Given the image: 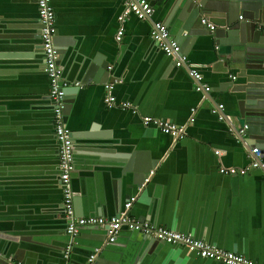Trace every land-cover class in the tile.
<instances>
[{
    "label": "crops",
    "instance_id": "obj_1",
    "mask_svg": "<svg viewBox=\"0 0 264 264\" xmlns=\"http://www.w3.org/2000/svg\"><path fill=\"white\" fill-rule=\"evenodd\" d=\"M150 1L155 8L150 20L131 16L122 25L119 16L124 7L119 0H52L57 37L78 48L62 67L70 87H79L67 127L73 138L94 134L92 140L74 139L75 149L105 148L120 161L93 157L85 162L84 168L93 172L83 175H96L91 178L96 181L91 182L92 195L99 202L96 215H121L136 197L129 211L132 218L192 235L264 264V172L252 171L244 177L220 172L222 167H247L252 151L260 147L241 141L237 134L241 129L239 101L246 96L237 91L264 88V71H248L247 77L240 70L217 73L220 68L214 67L221 45L215 34L200 37L188 53L182 51L186 69L171 67L173 59L154 45L151 32L153 24L164 23L176 40V31L167 24L174 0ZM209 21L218 26L216 20ZM122 28L124 35L119 39ZM39 31L37 0H0V248H9L3 257L10 263L60 264L67 244L61 228L67 217L51 122L50 80L40 52L29 44L40 36ZM106 65L107 72L98 76ZM193 69L212 87L211 93L196 91L190 76ZM113 81L118 107L105 102V86ZM125 103L133 110L123 109ZM219 105L225 106V121L212 113ZM146 118L185 127L186 136L176 140L154 126L147 127ZM79 159L75 152V160ZM127 160L132 172L123 175ZM153 167L139 185L135 173ZM113 171L114 180L107 176ZM80 183L86 195V180L81 178ZM77 213V218H86L91 212L86 206L85 216ZM80 231L84 234L70 253L75 264L85 262L96 245H104L97 254L111 246L105 264H137L143 244L133 232L123 230L117 242L108 245L105 229ZM151 257L146 264H219L167 244L158 245ZM145 259L138 264H145Z\"/></svg>",
    "mask_w": 264,
    "mask_h": 264
},
{
    "label": "water",
    "instance_id": "obj_2",
    "mask_svg": "<svg viewBox=\"0 0 264 264\" xmlns=\"http://www.w3.org/2000/svg\"><path fill=\"white\" fill-rule=\"evenodd\" d=\"M169 1V0H166ZM204 20L210 22L209 20H216L218 29L214 32H210L208 25H204ZM168 26L174 29L176 32L174 35L176 36V40L178 43L182 45V51L189 52L191 46L200 38L208 35L215 34L217 43L221 45L220 50L217 54V62L215 63L216 69L220 70L217 73L221 75L230 74L231 70H240L243 75H246L248 71H264V0H174L173 6L171 10V14L167 21ZM11 28V27H10ZM41 34V25L40 31ZM58 36V35H57ZM56 36V46L59 47L60 51V65L63 63L65 67L68 61L64 64L65 60L70 58V54L77 52L78 48H75L73 42L67 41L65 39H60ZM22 40V38H19ZM33 40V41H32ZM155 43V42H153ZM20 44H24L21 41ZM34 49L40 52L41 59H43V64L46 68L45 54L42 47L41 35L35 36L29 42ZM156 45V43L154 44ZM39 48V49H38ZM158 48V46H157ZM159 49V48H158ZM6 56V55H5ZM180 57H175L171 64L176 70L178 69H186V65L182 67H177V61H179ZM65 59V60H64ZM2 60V58L0 59ZM64 61V62H63ZM97 62V61H96ZM95 66L91 67V71H94ZM105 70L107 72L108 66H101V71L97 74L98 76ZM3 71H0L2 74ZM94 74L93 72H91ZM96 75V74H95ZM114 83V81L112 82ZM79 90V87H69L66 89V109H65V123L67 124L68 116L72 110L74 104V96ZM237 94H245V98L239 101L240 108V117L239 124L240 130H238L237 134L241 141L251 142L254 146H260L259 149L264 153V88H259L258 90L253 89L252 87L245 88L237 91ZM50 111H51V122L53 128V134L55 136L56 142L58 144V154H60L59 143L56 137V124H55V113H54V105L50 98ZM87 135H74V139H86L92 140L94 139L93 133H86ZM246 138V139H244ZM99 144V143H98ZM102 144H110V143H102ZM95 145V144H94ZM75 152L82 157V159L76 160V172L72 177V185L74 191V203L76 208V213L83 217L85 216V207L89 208L90 214L88 217H97L96 214H100L99 208L96 205L99 203L98 198L92 195L91 182L95 179H91L96 175L86 177L83 173L93 172L90 169H85L84 166L86 161L93 160V157H99L102 161L110 162V163H119V158L113 155L111 151H107L105 148L103 149H87L86 151H82L81 149L76 150ZM112 154L113 156H111ZM92 156V157H88ZM115 157V158H114ZM128 160L126 161V165L123 167V175H126L129 172H132V163L130 166L128 165ZM98 167V166H96ZM110 169H117V167H110ZM154 167L151 169L139 168L138 178L140 181L137 182L139 185H142L145 181V176ZM113 174L107 173L109 177L113 179L115 171ZM62 172L60 173V176ZM98 179L101 178V175H97ZM104 176V175H102ZM144 176V177H143ZM84 178L86 180L85 189L86 195L80 188V179ZM97 178V177H96ZM117 179V178H116ZM114 180V179H113ZM61 184V179H60ZM96 182V181H95ZM136 184V183H135ZM103 203V202H102ZM63 211L66 215V209L64 204ZM95 210V211H94ZM64 225L61 228L62 231H65L67 237V244L64 246V252L62 253L63 260H60V264H75L74 258L70 255L68 258L66 257L68 248L72 245L75 248L78 245V239L80 235L84 234L83 231L79 230L78 236L73 237L68 234V228L70 221L64 219ZM92 231L98 230V227H90ZM135 236L133 237H141L143 244L141 246V250H139L136 258V262L142 263L143 259L147 255L152 256L155 253V248L162 244L156 240H149L146 235L133 232ZM105 241L107 240L108 245V232L105 230ZM18 241H27L21 238H18ZM101 244H103L104 238L100 239ZM15 242H17V238H15ZM163 245V244H162ZM104 246V245H103ZM102 245H96L90 251L85 262H80V264H105V254L111 251V246L105 248V251L97 254V249L102 250ZM0 264H11L8 259L3 257L4 255L9 254V248H0ZM74 251V250H72ZM92 257H95L92 260ZM145 259L143 262L150 263L151 258ZM8 258V257H7ZM15 260H19L18 257L14 256Z\"/></svg>",
    "mask_w": 264,
    "mask_h": 264
},
{
    "label": "built area",
    "instance_id": "obj_3",
    "mask_svg": "<svg viewBox=\"0 0 264 264\" xmlns=\"http://www.w3.org/2000/svg\"><path fill=\"white\" fill-rule=\"evenodd\" d=\"M123 3L124 10L119 16V22L123 25L124 22L131 16L137 17L141 21L150 20L154 13L155 8L150 0H119ZM38 15L41 25V40L42 47L45 54L46 73L50 80V98L54 105L55 124H56V137L60 149V166L62 175L61 186L64 194V206L66 209V217L70 221L68 234L76 237L79 230L84 227H98L105 229L108 232L109 244H115L123 230L131 232H139L147 237L156 240L162 244L172 246H182L187 251L197 257L205 260H211L219 264H257L254 261L233 252L225 251L217 248L214 245L196 239L192 235L180 233L165 227L156 226L150 222L140 221L132 218L129 214L130 209L136 202V197H133L126 205L125 212L121 215L111 218H98L86 217L77 218L74 191L72 186V177L76 172L75 160V143L73 135L65 123V109H66V89L70 87V83L64 78V70L60 65V52L56 46L55 40L57 36L56 28V12L52 5V0H37ZM204 25H208L211 32H215L217 27L204 20ZM124 35L123 28L118 33V38L121 39ZM151 37L156 43L158 48L162 50L165 55L174 59L180 57L177 61V67L186 65L184 57L182 56V45L171 37V33L167 25L164 23L153 24ZM112 70V67L109 68ZM191 78L196 82V91L198 93H211L212 87L203 83V76L197 70H190ZM235 80V77H233ZM115 83H110L105 86L107 96L105 102L112 107H118L113 91ZM123 109L133 110L131 105L125 103L121 105ZM224 105H219L212 109V113L219 117L221 121H225ZM196 110H193L195 112ZM195 119H191L194 123ZM145 126H154L159 129L163 134L169 135L176 140H182L186 136V128L180 127L168 120L163 119H144ZM219 154V153H217ZM251 163L245 168H225L222 167L220 172L223 175L233 177H244L249 175L252 171L264 172V157L260 149H254L250 156ZM72 245L68 248L66 257L68 258L71 253ZM95 257H92V260ZM11 264H22L11 262Z\"/></svg>",
    "mask_w": 264,
    "mask_h": 264
}]
</instances>
